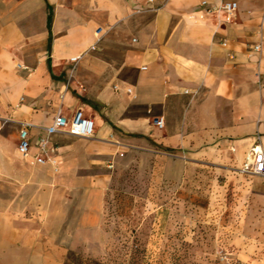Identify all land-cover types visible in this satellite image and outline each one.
Listing matches in <instances>:
<instances>
[{"label":"crops","instance_id":"crops-1","mask_svg":"<svg viewBox=\"0 0 264 264\" xmlns=\"http://www.w3.org/2000/svg\"><path fill=\"white\" fill-rule=\"evenodd\" d=\"M202 1L0 0V264L103 252L112 168L133 151L178 179L202 162L241 167L264 145V0H237L231 19ZM58 108L94 117V135L56 132L55 163L39 161Z\"/></svg>","mask_w":264,"mask_h":264},{"label":"rangeland","instance_id":"rangeland-1","mask_svg":"<svg viewBox=\"0 0 264 264\" xmlns=\"http://www.w3.org/2000/svg\"><path fill=\"white\" fill-rule=\"evenodd\" d=\"M220 163L174 179L154 153L126 156L112 168L107 247L80 264H264V178Z\"/></svg>","mask_w":264,"mask_h":264},{"label":"built area","instance_id":"built-area-1","mask_svg":"<svg viewBox=\"0 0 264 264\" xmlns=\"http://www.w3.org/2000/svg\"><path fill=\"white\" fill-rule=\"evenodd\" d=\"M149 7L157 8V0H146ZM203 6H206L209 11L221 10L224 12L227 19L236 13L238 8L237 0H222L218 4L208 5V0L201 2ZM143 8V5L139 9ZM262 44L256 43L254 49L261 51ZM80 58L79 55H74L71 60L76 62ZM131 90V87H128ZM189 91V89H186ZM160 126L164 125V118L160 117L157 120ZM32 123L27 120L21 121V128L19 133L18 149L23 155H28L32 146V139L30 136V126ZM95 119L90 115H85L83 111L76 112L73 116L69 117L62 108H58L54 115L52 123L44 126V130L39 134L36 144L39 147V151L35 157L39 161L52 160L55 163L56 159L49 155V151L55 150V146L52 140V134L56 132H69L71 134L90 137L95 132ZM112 164V163H111ZM240 169L243 172H249L254 174H260L264 176V145L260 142L253 143L248 149L245 159Z\"/></svg>","mask_w":264,"mask_h":264}]
</instances>
